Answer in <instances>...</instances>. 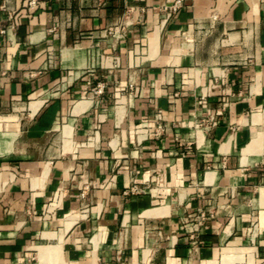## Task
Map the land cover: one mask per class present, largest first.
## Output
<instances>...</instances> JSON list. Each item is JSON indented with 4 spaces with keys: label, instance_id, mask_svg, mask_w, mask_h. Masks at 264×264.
Returning a JSON list of instances; mask_svg holds the SVG:
<instances>
[{
    "label": "crops",
    "instance_id": "1",
    "mask_svg": "<svg viewBox=\"0 0 264 264\" xmlns=\"http://www.w3.org/2000/svg\"><path fill=\"white\" fill-rule=\"evenodd\" d=\"M41 1L0 0V264H264V0Z\"/></svg>",
    "mask_w": 264,
    "mask_h": 264
},
{
    "label": "built area",
    "instance_id": "2",
    "mask_svg": "<svg viewBox=\"0 0 264 264\" xmlns=\"http://www.w3.org/2000/svg\"><path fill=\"white\" fill-rule=\"evenodd\" d=\"M41 3H42L41 0H28L27 8L30 12H34ZM182 5H183V0H170L168 3L164 4L162 7L163 10L162 20L164 21L168 20L174 13H176L181 8ZM104 88H105L104 83H99L94 88L93 92L95 95H100L103 93ZM158 120L159 119H157V121ZM165 128L166 125L164 123L156 122L152 125H145L142 130L145 132V134L149 136H159L163 133ZM212 216L213 214L211 212L206 213L205 211H203L201 213L202 219L211 218Z\"/></svg>",
    "mask_w": 264,
    "mask_h": 264
},
{
    "label": "bare ground",
    "instance_id": "3",
    "mask_svg": "<svg viewBox=\"0 0 264 264\" xmlns=\"http://www.w3.org/2000/svg\"><path fill=\"white\" fill-rule=\"evenodd\" d=\"M120 33L118 32L116 35H115V39H117L118 37H120Z\"/></svg>",
    "mask_w": 264,
    "mask_h": 264
}]
</instances>
